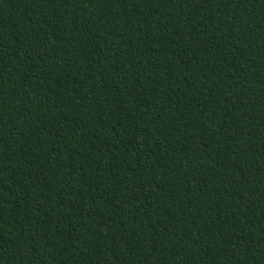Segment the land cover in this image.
Returning <instances> with one entry per match:
<instances>
[{"label": "trees", "instance_id": "obj_1", "mask_svg": "<svg viewBox=\"0 0 264 264\" xmlns=\"http://www.w3.org/2000/svg\"><path fill=\"white\" fill-rule=\"evenodd\" d=\"M0 264H264V0H0Z\"/></svg>", "mask_w": 264, "mask_h": 264}]
</instances>
